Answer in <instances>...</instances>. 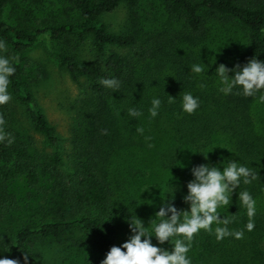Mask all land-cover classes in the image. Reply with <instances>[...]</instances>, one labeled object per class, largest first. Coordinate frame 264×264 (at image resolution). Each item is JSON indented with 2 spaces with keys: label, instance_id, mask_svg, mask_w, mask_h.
<instances>
[{
  "label": "trees",
  "instance_id": "1",
  "mask_svg": "<svg viewBox=\"0 0 264 264\" xmlns=\"http://www.w3.org/2000/svg\"><path fill=\"white\" fill-rule=\"evenodd\" d=\"M12 1L0 0V38L7 44L4 54L17 57L15 72L9 77L11 99L0 105V127L13 137L11 144L0 142V183L23 178L27 186L41 193L47 209L36 224L1 239L8 246L7 258L19 260L28 255V264H38L35 242H59L77 232L79 237L69 239L70 243L89 255L90 264H99L111 246H118V236L129 228L130 221L140 219L146 233L152 235L154 214L160 202L171 198V187L174 206L187 208L182 196L191 179L189 169L206 162L205 155L210 164L219 165L220 159L230 158L257 172L255 180L233 190L229 206L217 209L222 216L233 215L229 227L243 230L247 221L238 199L242 189L255 199L256 213L253 229L244 231L238 240L228 237L217 241L203 230L194 234L187 253L191 264H264V118L257 121L251 114L256 97H244L235 90L223 95L218 91L217 77L213 78L216 82L209 80L210 75L208 79L194 78L190 71L194 62L181 52L183 44L193 46L199 40L207 17L225 18L245 31L244 63L252 57L264 61V0H163L169 17L181 24L190 40L177 36L176 41L162 42L154 38L144 42V47L136 33L112 32L101 19L120 5L134 10L144 0H60L57 12L43 9L44 15L16 19L9 11L6 16ZM42 38L58 45L54 54L59 68L84 95L86 112L78 133L76 129L72 132L66 156L63 138L35 104L21 64L24 52ZM83 44L89 46L90 63L80 61L71 49ZM103 77H115L119 89L113 92L102 87L99 80ZM183 92L199 98V107L192 114L179 109ZM167 95L176 98L169 103ZM154 96L160 98L161 107L155 118H149L147 108ZM130 105L139 108L142 115L128 117ZM15 106L43 138L48 151L31 154L30 146L13 128ZM137 127L143 128V133H136ZM146 127L165 135L166 144L158 147L152 143L161 135L145 140ZM104 129L106 133L101 134ZM125 153L131 161L125 172L128 179L145 181L146 191H153V185L158 188L149 191L144 202L126 197L117 205V180L110 172L114 158ZM163 173H170V179L159 183ZM10 205L12 198L0 193V208ZM172 239L157 246L170 250ZM150 240L156 244L154 237Z\"/></svg>",
  "mask_w": 264,
  "mask_h": 264
},
{
  "label": "rangeland",
  "instance_id": "2",
  "mask_svg": "<svg viewBox=\"0 0 264 264\" xmlns=\"http://www.w3.org/2000/svg\"><path fill=\"white\" fill-rule=\"evenodd\" d=\"M60 0H13L7 7L8 11L14 15V19L19 17L40 16L47 11L57 12L60 9ZM102 21L112 32H134L140 40V45L144 47L148 40L174 39L180 37L187 41L190 35L186 36L183 27L175 19L169 17L165 10L163 0H144L138 7L130 10L125 5H120L113 12L102 16ZM186 37H185V36ZM182 36V37H181ZM158 37V38H156ZM177 37V38H178ZM197 42V43H196ZM196 44V45H194ZM193 46L182 45L181 52L187 53L189 59L194 63L205 65L203 74L193 73L196 79H208L216 77L213 66L223 64L227 68L233 65L244 64V53L246 49V34L241 26L234 20L225 18L212 19L207 17L203 34ZM76 52L78 59L84 63L91 62L89 46L83 44L71 48ZM59 47L55 43L42 38L32 48L24 52L21 64L25 72V81L30 84V90L35 104L41 109L47 121L54 127L55 131L63 138L64 154L69 153L71 144L70 137L73 130L77 133L80 130L86 106L83 102L82 91L68 77L67 73L59 68L55 52ZM211 70V72H210ZM211 73V74H210ZM214 80V79H213ZM216 82V80H214ZM13 128L17 134L30 146L33 156L39 155L42 151H48V147L43 142V138L35 133L28 121L22 114L19 106L14 107ZM251 114L257 121L264 118V103H258L256 98L251 105ZM121 119V118H120ZM148 134L146 137L157 138L153 140L154 145L164 146L166 144L165 135L154 129L146 127ZM152 131L154 132L153 134ZM124 132V130H122ZM158 134V135H156ZM137 141L134 142L135 146ZM134 146V145H133ZM157 147V148H158ZM139 158V157H138ZM131 161L128 153L124 156H116L113 161L111 175L117 180V193L119 200L117 205H121L126 197H134L137 202H144L149 195L158 187L153 185L154 190L146 191L147 183L138 179L136 183L130 181L126 176ZM162 180L170 179V173H163ZM144 190V191H143ZM142 191V192H141ZM148 192V193H147ZM0 193L9 195L12 198V205L3 210L0 208V241L3 237H12L13 234L23 226L36 224L44 217V210L47 205L42 201L41 193L27 186L23 178L0 183ZM142 209V206H140ZM146 231V230H145ZM79 233L74 232L68 236L69 239L79 237ZM130 235V229H122L118 236V246ZM69 239H61L57 242L51 239L35 242L38 264H90L89 255L75 245ZM0 256L7 258L5 251L0 252ZM103 259V258H102ZM101 259V260H102Z\"/></svg>",
  "mask_w": 264,
  "mask_h": 264
},
{
  "label": "clouds",
  "instance_id": "3",
  "mask_svg": "<svg viewBox=\"0 0 264 264\" xmlns=\"http://www.w3.org/2000/svg\"><path fill=\"white\" fill-rule=\"evenodd\" d=\"M6 50V42L0 38V105L6 104L11 99L8 91L9 77L15 72L14 62L17 60L15 55L4 54ZM205 70V65L201 62L194 63L190 69L195 74H203ZM214 73L219 80L218 91L221 94L229 95L235 90L244 97H256L258 103H264V61L252 57L246 63L233 65L231 68L219 64L215 67ZM228 73L231 75L229 76ZM99 84L113 92L120 87V82L115 77H103L99 80ZM201 87L204 85L201 84ZM167 97L169 103L176 98L168 95ZM160 107V98L152 97L147 108L148 117L155 118ZM198 107V97L191 92L182 93L179 101V109L182 113L192 114ZM126 114L130 118H137L142 112L135 105H130ZM2 124L3 120L0 118V125ZM106 131V129L102 130L101 134H105ZM135 131L143 133L144 130L137 127ZM149 139L150 137H145V140ZM0 142L13 143L11 134L4 132L2 127H0ZM147 146L151 147V144ZM202 156L206 162L189 169L191 179L184 185L185 194L182 196V202L187 208L178 210L174 206L171 202L174 189L171 187V198L160 202L154 214L156 220L151 227L152 235L146 233L140 219L130 221L128 238L119 246H111L99 264H191L187 253L191 248L194 234L200 230L213 234L219 241L228 237L238 240L243 236L244 231L253 229L252 218L256 213V201L246 188L238 193L240 205L247 217L243 230L230 228L233 215L222 216L217 209L220 206H229L233 190H236L240 184L248 185L255 180L257 172L237 160L220 159L217 165L208 163L206 156ZM176 163L183 167L178 161ZM150 237L155 238L156 244L151 242ZM169 238H173L170 250L157 246L165 241L168 242ZM7 250L8 246L0 241V252ZM0 264H28V255H22L19 260L0 256Z\"/></svg>",
  "mask_w": 264,
  "mask_h": 264
}]
</instances>
